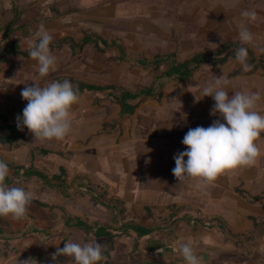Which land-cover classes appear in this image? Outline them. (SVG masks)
<instances>
[{"label":"crops","instance_id":"crops-1","mask_svg":"<svg viewBox=\"0 0 264 264\" xmlns=\"http://www.w3.org/2000/svg\"><path fill=\"white\" fill-rule=\"evenodd\" d=\"M13 3L25 8V19L21 14L16 24L24 26L17 29L24 40L17 43L26 46L24 49L20 46L22 51H29L30 33L43 24L57 40L52 52L66 55L65 59L57 57V70L50 72L49 82L68 80L73 85L84 83L129 90L156 86L157 91L161 84L162 88L156 97L140 100L135 112L122 119L121 107L115 102L113 115L108 119L111 122L117 119L113 124L121 119V125L116 126L122 128V152L127 154L123 155L118 147L114 149V145L109 151L111 156L120 158V163L111 172L122 177H107L102 185L89 183L98 187L95 189L97 192L105 193L106 200L117 199L120 209L125 210L122 216L114 208L99 206L94 195L80 189L81 182L76 181L78 176L70 179L69 171V189L65 193L48 186L61 199L59 204H55L59 209L68 208L67 202L77 204L80 199H86L93 200V204L104 211L113 210L115 217L111 220L118 222L117 229L111 221L103 222L104 216L94 220L93 213L90 216L83 212L81 206L74 204L71 207L75 213L71 210V214H66L62 209L58 219L39 221L36 218L38 207L42 205L45 208L47 203L44 205L33 199L27 216L18 220V225L10 217H3L5 224L0 225V229L13 237L9 243L0 240V264L4 261L6 264H18V261L28 258L38 264H52V254L57 247L62 248L76 234L101 240L107 246L106 238L86 235L75 227L77 220L118 231L129 224L154 229L152 234L142 238L133 231L119 232L118 237L131 235L136 240L135 255L140 246L147 247L146 252L137 253L134 264H185L178 249L180 244L189 240L204 264H264V222H254V219L264 218V133L257 141L261 156L255 165L226 172L209 185H201L193 179L179 182L172 172L176 166L174 156L187 150L182 141L190 128H207L216 120L226 123L219 114L212 115L214 99L201 95V87L208 82L221 77V86L228 88L229 95L237 91L259 93L256 110L264 114V0H12L11 5ZM244 9L255 11L256 20L242 17ZM241 26L254 34L251 44L240 41L238 33ZM225 44H236L248 50L251 71H244L232 56L223 63L201 64L185 82L163 78L173 65L190 61L199 54H214ZM236 50L232 47L228 53L233 55ZM28 55L19 54L18 61L23 62L22 56ZM146 62L149 64L143 66ZM154 63L160 64L155 66ZM26 65L35 68L38 62L31 59ZM21 66L18 64L20 71L23 69ZM97 79L98 82H94ZM25 80L30 83L39 79L34 80L31 75ZM224 81H227L226 85ZM39 82L36 84L44 86L48 81ZM27 83L19 84L12 91L0 82L6 88L0 94V107L3 109L0 116L7 117L9 123L17 124L14 117L18 112L21 117L23 115L27 101L22 98L21 90ZM86 94L105 95L84 93L81 97ZM4 127L0 120V159L6 160L10 169V182L7 184L15 180L30 183L29 190L35 196L38 189L35 185H46L38 178H17L13 167L32 166L50 177L64 167L60 165L58 172L50 174L34 166L32 157L27 156L28 146L19 149L15 146L27 138L28 129L21 131L24 138L12 146L1 140L8 135ZM50 150H42L47 152H42V157L47 158L42 162L46 161L55 169V161L67 158L54 147ZM123 174H128L129 179ZM113 181L118 186L114 187ZM127 195L132 201L137 200L136 209L124 199ZM84 208L91 213L88 206ZM144 213H148L147 218L140 216ZM68 219L73 221L70 226L67 225ZM220 224L230 234L224 233ZM245 241L251 243V248L246 251L247 255L242 256L241 249H237ZM158 249L162 250L161 253ZM110 252L106 261L112 258L114 250Z\"/></svg>","mask_w":264,"mask_h":264},{"label":"clouds","instance_id":"clouds-1","mask_svg":"<svg viewBox=\"0 0 264 264\" xmlns=\"http://www.w3.org/2000/svg\"><path fill=\"white\" fill-rule=\"evenodd\" d=\"M241 16L255 21L257 13L244 9ZM238 35L242 44L254 41V34L246 27L241 26ZM53 39L50 30L40 24L30 40L29 55L38 62L40 77H47L57 70V57L50 48ZM235 59L244 71H251L245 47L236 50ZM221 85V77L216 78L201 87V95L214 99L212 115L219 114L226 123L216 120L207 128H190L185 134L182 143L187 150L174 156L176 166L172 169L179 182L193 179L201 185H209L226 172L255 165L261 156L257 141L264 133V114L256 110L259 93L237 91L229 95L228 88ZM21 96L27 101L22 117H17L21 130L26 127L35 140L40 141H62L70 135L74 106L79 105L82 99L78 86L68 80L50 81L44 86H25ZM9 176L8 163L0 159V217L21 220L28 214L34 193L23 187L9 186L6 183ZM161 251L158 249V253ZM178 251L185 264H204L190 240L180 244ZM60 256L69 257L70 264H98L107 260L103 245L98 241L83 244L67 241L62 248L57 247L52 260L57 261ZM18 264L38 262L28 258L18 261Z\"/></svg>","mask_w":264,"mask_h":264},{"label":"rangeland","instance_id":"rangeland-1","mask_svg":"<svg viewBox=\"0 0 264 264\" xmlns=\"http://www.w3.org/2000/svg\"><path fill=\"white\" fill-rule=\"evenodd\" d=\"M11 3L12 0H0V49L4 47L5 40H3V32L6 30V25L10 22L12 17L11 12ZM18 9L22 13V19H25L26 16L24 15L25 8L18 6ZM21 25V24H20ZM17 26V25H16ZM14 26V29L15 27ZM17 32V33H15ZM30 33V32H29ZM35 31H32L29 35L31 38L34 36ZM10 40L21 42L23 43L24 40L20 35V31H15L10 35ZM30 43V42H29ZM54 44H57V40L53 39L52 43L50 44L51 50L54 49ZM20 46L24 49L26 46L24 44H20ZM53 54L56 57H62L63 59L66 58V55H56L53 51ZM19 55L9 57L7 62L4 64H0V80L2 83H4L10 90H16L19 87V84L27 83L25 78L33 76L34 82L27 83V86H33L34 84L43 83L45 81L49 82V78L51 77V73L47 77H40L38 72V66H34L35 68H28L26 65V62L31 61L30 55L28 56H22L21 59H23V62H19L20 58H18ZM18 64H21V68H23L21 71L18 69ZM16 73V74H15ZM28 74V75H27ZM0 81V82H1ZM105 81V80H101ZM94 82H98L97 80H94ZM114 104H116L109 96L105 95H84L81 99V103L75 107L72 115L73 125H72V132L70 135L65 138L62 141H40L35 140L34 135L27 130V138L25 137L19 144L15 145L19 149V147L24 146L27 147V156L32 157L33 162H35L36 167H40L43 170H46L48 173H56L58 172V167L61 165L63 166L66 171L70 175V179H73L74 176H78L76 178V181L81 182V184H88L87 182H91L93 184H99L102 185L106 183L107 177L109 179H117L118 177H122V175L118 176V174H114L112 171L113 168L120 163V158H116L111 156L109 149L111 148V145H114V149L118 147L119 150L122 152V143L124 142L123 139H121V132L122 128L117 127L116 125H121V119H119L115 124H113L116 120L108 121L109 117L113 115V107ZM0 111H3L2 107H0ZM18 111V110H17ZM17 113H15L16 115ZM20 116V112H18V115L14 117L17 120V117ZM113 143V144H112ZM52 145V146H51ZM13 146V145H12ZM54 149L58 150L59 152L66 155V160L64 161H55L56 168L52 169L53 167H50L49 164H46L44 161L47 158L42 157V150H50ZM13 150V148H12ZM24 151V150H23ZM51 151V150H50ZM54 151V150H52ZM51 151V152H52ZM115 153V151H114ZM123 155H126L127 153L122 152ZM29 158V159H30ZM31 159V160H32ZM116 160V161H115ZM31 162V161H30ZM53 162V161H51ZM132 162V161H131ZM41 164V165H40ZM62 168V167H61ZM106 172V173H105ZM126 176V179H129L128 174H123V176ZM131 177V176H130ZM133 180V179H132ZM73 181V180H70ZM87 181V182H85ZM112 184V181H109ZM113 186L116 187L117 182L113 181ZM134 183V182H132ZM29 184L30 183H23L21 180H15L12 181L9 186H15V187H23L25 190H29ZM35 185V184H34ZM37 191L35 192L34 199L40 200L42 204L47 203L46 207L40 205L38 207V213L36 214V218H38L39 221L48 222L49 220L55 218L58 219L61 215L63 210L65 209L66 214H71V212H76L71 207L73 204L77 207L78 205L81 206V209L86 214L92 216L94 214V220H100L101 217L104 219L102 220L105 222L106 220L111 221L112 225L117 229L118 222L112 218H114V211H104L100 207H97L93 204V200H86V199H80L78 203L70 202L66 203V207L68 208H62L59 209L55 206V204H59V200H61L57 194V192L53 189H50V187L46 186H37L35 185ZM174 186V185H173ZM112 187V186H111ZM129 187V184H128ZM107 186L105 187V189ZM175 192V190H174ZM97 195V193H95ZM129 195V194H128ZM128 195L124 198L126 201H130V206H132L134 209L138 207L137 200L132 198H128ZM97 201V200H96ZM98 202V201H97ZM114 202V199L111 200V203ZM40 203V204H41ZM99 203V202H98ZM45 205V204H44ZM88 206L91 210V213H89L87 208H84ZM101 207H104L103 205H100ZM76 209V208H75ZM29 210V209H28ZM77 210V209H76ZM113 211V212H112ZM93 213V214H92ZM35 215V214H34ZM137 215V214H136ZM141 217L147 218L148 213L140 214ZM63 217V216H62ZM69 217H71L69 215ZM6 218V217H5ZM140 219V218H137ZM12 222H16L18 225V220L12 219ZM143 221L144 219H140ZM3 217H0V225H4ZM207 230V229H206ZM56 234L58 231H54ZM75 238H73L71 241L77 242V243H88L91 241H98L103 245V252H105L108 248L106 245H104L101 240H94L92 237H85V235H74ZM60 239V238H59ZM115 243L113 244V250L114 253H112V258L108 261H103L102 264H134L136 261V255L139 252H146V248L141 247L137 251L136 255L134 254L136 251H133L137 249L136 243H134L136 240L130 235H123V236H117ZM108 244V243H107ZM143 244V243H141ZM251 243L248 241L241 242V247L237 249L239 251L241 249L242 256L247 255L246 251L251 248ZM2 247V246H1ZM238 247V246H237ZM145 251H143L144 249ZM133 251V252H132ZM4 250L2 249L1 253H3ZM109 250V254H110ZM144 255V253H143ZM1 256V255H0ZM238 256V255H236ZM61 258L57 261H60V264H70V258L65 256H60ZM53 261V260H52ZM54 261V262H57ZM52 262V264H57ZM2 264H6V262H1ZM14 264V263H13ZM100 264V262H99Z\"/></svg>","mask_w":264,"mask_h":264},{"label":"trees","instance_id":"trees-1","mask_svg":"<svg viewBox=\"0 0 264 264\" xmlns=\"http://www.w3.org/2000/svg\"><path fill=\"white\" fill-rule=\"evenodd\" d=\"M12 11V19L10 22L6 25V30L3 32V40H5L4 47L0 49V64L5 63L9 57H13L19 54H29V51H22L20 45L13 40H10V35L15 31V29H22L24 26H16L18 22L19 16L22 14L21 11L18 9V6H15V4H12L11 7ZM14 26L15 29H14ZM239 48L240 46H237L236 44H225L221 46L214 54H199L195 56L192 60L186 61L182 64L173 65L171 68H169L163 75V78L166 79H177L180 82L187 81L191 76H193L194 71L203 63L209 62L211 64H217V63H223L225 62L229 57L235 56V54L232 55V53H228L229 50L232 48ZM250 57V56H249ZM149 63L146 62L145 65H148ZM160 63H154L155 66H158ZM74 86H78L79 91L81 94L84 93H90V94H96V93H105L107 94L114 102H116L121 107V118L128 117L132 115L135 112V109L137 107V104L140 100H143L148 97H156V95H159V90L161 91L162 85H158L159 90L157 91L156 86L151 87H143L136 90H129V89H121L116 88L113 86H97V85H89L84 83H78ZM0 120H2L5 124V130L7 131L8 135L3 137L1 140L5 143H9L10 145L19 142L21 139L24 138L21 131L23 129H27L26 127H23L21 130L20 127H18V124H12L9 123V120L7 117L0 116ZM43 153H47L46 151H42ZM15 176L17 178L22 177L25 179H31V178H38L40 181L46 185L53 187L57 189L61 193H65L66 190L69 189L68 184V175L67 171L64 168L60 169V172L58 174H55L53 176H49L45 172L38 170L34 167L25 168L23 166H14ZM10 180L7 178L6 183H9ZM88 184H80V189H85L88 191L89 194H92L95 196V200H97L100 205H103L109 209H115L117 213L122 216L124 213V209H120V206L117 204L118 200H114L113 203H111L112 199L106 200L105 193L97 192L95 189L98 187H94L89 182ZM76 190H79V187L76 188ZM97 193V195H95ZM73 221H70L68 219L67 225H71ZM255 224H258L260 222H264V218H258L254 219ZM223 224H220L219 227L224 233L230 234L226 228H222ZM75 227L82 230L86 235H92L99 238H106L108 240L107 244V250L104 252V255L107 256L109 253V250L111 251L113 248L114 240L115 238L121 233H129L130 231H133L136 233V235L139 238L148 236L154 232V229L152 228H144V227H138L134 225H124L122 226L121 230L118 231L116 229H109L107 226H100V225H91L85 221L77 220L74 224ZM34 232H37V230H34ZM117 232V233H116ZM13 236H8L6 232L2 229H0V240L6 241V243H9L10 238ZM8 246V245H7Z\"/></svg>","mask_w":264,"mask_h":264},{"label":"built area","instance_id":"built-area-1","mask_svg":"<svg viewBox=\"0 0 264 264\" xmlns=\"http://www.w3.org/2000/svg\"><path fill=\"white\" fill-rule=\"evenodd\" d=\"M5 90H6V88H5V87L3 88V87L1 86V84H0V94H1V91H5Z\"/></svg>","mask_w":264,"mask_h":264}]
</instances>
